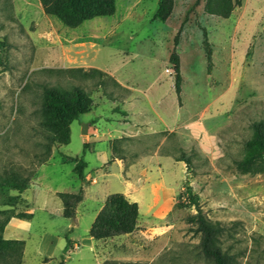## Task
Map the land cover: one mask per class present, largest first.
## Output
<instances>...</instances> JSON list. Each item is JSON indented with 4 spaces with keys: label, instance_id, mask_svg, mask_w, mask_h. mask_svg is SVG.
<instances>
[{
    "label": "rangeland",
    "instance_id": "1",
    "mask_svg": "<svg viewBox=\"0 0 264 264\" xmlns=\"http://www.w3.org/2000/svg\"><path fill=\"white\" fill-rule=\"evenodd\" d=\"M51 1L0 0V182L29 183L46 164L41 173L47 183L75 186L80 180L72 163L62 159L82 158L90 168L83 170L84 182L87 171L89 184L119 159L126 184L136 172L128 167L158 147L184 163L167 225L171 240L165 247H122L123 258L109 254L103 264H212L201 254L200 234L189 220L197 207L223 228L219 245L230 264H264V172L244 173L234 164L245 152L252 124L264 125V0H173L163 22L152 20L158 0H115L113 15L76 28L43 13ZM172 52L179 61L178 93L175 84L165 88L159 75L170 66ZM45 87H79L92 100L89 111L70 124L67 145L46 140ZM87 122L92 130L81 135ZM120 181L110 178L103 190L123 194ZM7 194L0 191V223L23 205L9 209ZM98 206L88 198L79 207L81 220L72 232L79 240L89 236ZM43 216L37 213V225ZM61 221L44 222L57 234ZM35 234L26 245L28 264H38ZM150 238L155 244L160 236ZM81 249L60 253L57 260L100 262Z\"/></svg>",
    "mask_w": 264,
    "mask_h": 264
},
{
    "label": "crops",
    "instance_id": "2",
    "mask_svg": "<svg viewBox=\"0 0 264 264\" xmlns=\"http://www.w3.org/2000/svg\"><path fill=\"white\" fill-rule=\"evenodd\" d=\"M173 85L174 83L168 86L164 85V87L169 88ZM87 124V133L89 134L92 127L88 122ZM126 131L132 133L133 130L126 127ZM84 141L85 139H83V142ZM86 152L88 151L86 150L85 153ZM85 153L83 154L84 156ZM105 156L106 153L102 156L101 163L105 159ZM83 161L86 163L87 170H90L87 161ZM62 162H71V171L73 167H75V162L69 158L62 159ZM45 165L46 164H42L37 168L26 189L19 195V199L23 201V205L17 207L16 213H27L30 214L31 217L29 219L19 218L17 216L10 217L2 234L4 239L20 240L24 242L23 261L25 264H28L25 258L27 241L35 233L37 237L35 247H32V249L38 264H53V261H57L58 264L60 262L65 264V260H57L60 253H75L79 252L81 248L82 252L87 251L92 256L99 257L100 262H96V264H103L109 254L113 255V260L123 258L124 255L122 251H124V249L122 247H126L125 251H128V249L133 251L135 247L142 246L165 247L170 242V227L167 228V225L171 220L169 216L175 196L179 193V188L184 179V163L179 160L177 161L173 153L161 152L157 147L148 153L141 154L136 161L128 167L131 172L132 170L136 172L132 175L134 180L126 184L120 181V175L124 170V165L122 160L119 159H115V161L112 162L107 172L100 173V175L96 176L97 180L95 179V182L87 183V179H89L87 171L85 173V182L80 181V183L71 187H58L47 183L44 179L45 176L41 173ZM110 178L119 180L124 186L123 194L126 198L131 202L137 203L139 209L138 227L132 233L116 236L111 239L97 241L90 236H85L79 240L77 235L75 236L72 233L73 228L76 227L81 220L79 207L88 198L98 202L99 206L92 216L94 220L105 198L111 194L107 192V190H103L102 185ZM99 181H101V185H99ZM80 189H82L83 196L76 205L74 217L71 219L64 218L62 216L63 205L61 200H59L58 193L76 194ZM9 195H11V197L16 196L17 192L12 191ZM38 212H43L45 214L40 225H37L35 218ZM54 219L65 220L64 222L61 221L59 232H56L57 234L50 233L51 231L48 230L49 223L44 222H52ZM67 233H71L68 237V240L71 241V246L65 250V236ZM154 235H158L160 238L155 244H152L150 237ZM59 237L63 238L64 241H62L59 247L60 253H57V241ZM107 247H112L110 252L107 250ZM155 252L157 251L155 250Z\"/></svg>",
    "mask_w": 264,
    "mask_h": 264
},
{
    "label": "trees",
    "instance_id": "3",
    "mask_svg": "<svg viewBox=\"0 0 264 264\" xmlns=\"http://www.w3.org/2000/svg\"><path fill=\"white\" fill-rule=\"evenodd\" d=\"M115 0H52L43 5L45 15L53 16L68 28H76L83 22L97 17L111 16L115 12ZM238 3V0H237ZM173 8V0H158L157 9L152 16L153 21L163 22L170 15ZM170 63L175 67L176 77L174 84L176 92L180 91V76L178 72V55L172 52ZM79 72V70H77ZM44 101L42 111L44 114L42 125L46 131V140L50 145H67L70 138V124L87 113L92 106V100L88 94L79 87L52 88L45 87L43 90ZM252 135L245 141V152L240 160L234 162L235 168L244 173L264 172V125L262 122L252 124ZM87 149V143H83L82 154ZM48 158V157H47ZM46 159L42 161L45 162ZM75 167L73 173L82 182L84 181L83 170L86 163L82 158H74ZM27 181L21 184H13L8 181L0 182V191L8 192L7 201L4 205L11 210L15 209L18 202H23L20 194L26 189ZM17 192L16 196L9 192ZM187 193L192 199L190 188ZM63 205L62 216L66 219L74 217L76 205L82 198V189L76 194L58 193ZM193 203V202H192ZM191 203V204H192ZM196 214L189 220L196 224V231L200 234L199 249L201 254L210 259L212 264H230L229 256L223 252L219 245V236L223 228L218 224L211 223L204 217L197 207ZM5 211H0V215ZM12 216L29 219L30 214L9 211L4 222L0 223V263L22 264L24 242L20 240L4 239L2 234L5 225ZM139 209L135 202H131L122 193L109 194L96 214L90 228L89 236L94 240H106L116 236L126 235L135 231L138 227ZM71 246V241L66 239L65 250ZM59 264H63L60 262Z\"/></svg>",
    "mask_w": 264,
    "mask_h": 264
},
{
    "label": "built area",
    "instance_id": "4",
    "mask_svg": "<svg viewBox=\"0 0 264 264\" xmlns=\"http://www.w3.org/2000/svg\"><path fill=\"white\" fill-rule=\"evenodd\" d=\"M169 65L170 66L165 67L162 71L163 73L160 74V79L164 81V84L167 86L174 83V78L176 77V74L174 71L175 67L172 64H169Z\"/></svg>",
    "mask_w": 264,
    "mask_h": 264
},
{
    "label": "water",
    "instance_id": "5",
    "mask_svg": "<svg viewBox=\"0 0 264 264\" xmlns=\"http://www.w3.org/2000/svg\"><path fill=\"white\" fill-rule=\"evenodd\" d=\"M87 128H88V124L87 123H83L82 126H81V135H86Z\"/></svg>",
    "mask_w": 264,
    "mask_h": 264
}]
</instances>
